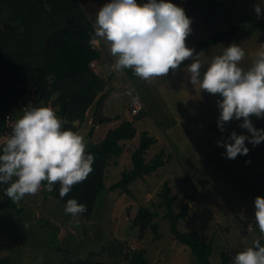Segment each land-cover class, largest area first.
Returning <instances> with one entry per match:
<instances>
[{"label":"rangeland","instance_id":"rangeland-1","mask_svg":"<svg viewBox=\"0 0 264 264\" xmlns=\"http://www.w3.org/2000/svg\"><path fill=\"white\" fill-rule=\"evenodd\" d=\"M44 2L43 21L47 27L55 25L60 15L62 22L65 18L73 23L89 22L94 30L99 9H94L93 3L89 5L85 0ZM171 2L182 7L192 19V32L186 39L189 48H195L198 40L232 25L264 24V16L257 19L254 12L258 0ZM144 3L147 2L141 0L138 4ZM28 9L33 11V8ZM43 21L37 23L36 29L43 26ZM41 30H37L39 37ZM233 43L245 50L239 66L247 69L264 45V29L259 28L251 34L239 32L204 47L197 53L203 68ZM104 48L111 55L106 44ZM113 58L112 62L106 61L107 66L99 75L102 80L99 96L102 98L90 106L87 117L78 126L82 129L78 134L83 136L87 147L89 142L100 141L107 130L97 136L89 133L96 130L101 117L107 115L111 117L108 121L114 122L113 126L123 120L133 121L137 134L122 141L124 150L117 157L118 162L110 159L105 170L107 188L95 202L93 214L90 218L77 216V224L65 213L66 205L42 184L36 195H28L20 201L18 208L24 210L0 208V258L9 256L15 264H75L78 261L79 264H135L130 257L140 251L151 264H201L186 245L172 236L169 219L165 217L167 207L159 194L164 182L169 180L172 193L178 196L173 210L180 211L186 202L190 205L189 215L179 221L180 230H196L203 239L213 240L211 264L221 263L224 250L232 256L227 263L230 264L238 247L243 246L245 250L260 237L255 223V198L264 197V142L253 146L246 141L250 149L248 155L228 159L224 155L226 149L217 142L226 141L232 131L250 134L240 127L243 119L226 124L223 132L219 129L217 100L222 98L219 94L211 95L195 88L190 83L187 65L169 72L166 77L154 78L149 84L125 70H111L115 63ZM138 95L143 98L146 110L133 115L129 106ZM34 97L33 90L23 98L27 106L37 104ZM44 106L59 114V105L54 101ZM22 115L23 110L16 111L15 118L18 120ZM251 119L257 129H264V119L255 116ZM143 130L157 139L147 150L146 159L151 161L164 150L166 163L136 178L130 184V192L111 189V184L121 178L122 171L132 167L131 155L139 145ZM206 172L211 173V180ZM141 206L155 211L153 221L159 224L158 233L151 224H135ZM46 219L51 221L50 229L45 225ZM249 224H253L252 231L248 230Z\"/></svg>","mask_w":264,"mask_h":264},{"label":"clouds","instance_id":"clouds-1","mask_svg":"<svg viewBox=\"0 0 264 264\" xmlns=\"http://www.w3.org/2000/svg\"><path fill=\"white\" fill-rule=\"evenodd\" d=\"M262 8L264 3L258 0L254 7L257 19L264 16ZM191 24L185 10L171 0H148L144 4H138L137 0H111L97 12L89 44L105 43L115 58L111 70L131 69L149 84L154 78L179 70L183 62L191 59L186 69L190 83L222 98L217 100L219 129L223 132L226 124L243 119L240 127L250 134L232 131L226 141L217 142L218 146L226 149L224 155L228 159L248 155L246 141L253 146L264 142V129H257L251 119L253 116L264 119V45L247 69L239 66L246 53L236 43L224 48L222 55L203 68L195 48L186 46ZM65 124L54 109L28 105L13 124L11 134L0 141V184L9 185L5 194L13 203L19 205L26 196L36 195L45 181L48 192L59 182V195L64 198L93 171L94 154L86 153L83 136L65 128ZM72 124L76 127L79 122ZM86 211L87 206L77 199L67 200L65 213L73 220ZM255 223L264 238L261 196L255 198ZM248 230H253L251 224ZM230 264H264L261 239L236 253Z\"/></svg>","mask_w":264,"mask_h":264},{"label":"trees","instance_id":"trees-1","mask_svg":"<svg viewBox=\"0 0 264 264\" xmlns=\"http://www.w3.org/2000/svg\"><path fill=\"white\" fill-rule=\"evenodd\" d=\"M44 1L0 0V136L6 129L8 114L13 110L15 117L16 111L22 110L19 101L30 91L34 90V102L40 106L52 101L58 104V111L67 122L65 127L72 131L76 130L72 121L85 119L87 108L100 92L102 80L90 65L93 59L100 56L99 50L89 44L94 34V30L90 28L91 24L80 21L73 23L67 18L62 22L61 16L58 15L55 25L47 27L43 21ZM29 7L33 8V11L30 12ZM39 21H43V26L36 29ZM6 24L10 25L5 26ZM259 28L264 29V24L259 22L250 26L232 25L225 30H217L212 35L198 40L195 46L196 54L204 47L224 41L239 32L251 34ZM38 29H42L41 37L37 35ZM42 49L44 54L41 61L35 62ZM191 61L189 59L183 62L180 67L188 65ZM125 71L134 76L131 69ZM16 103L18 109L15 110ZM136 134L137 127L134 122L127 119L108 129L100 141L90 142L86 153L95 156L93 171L85 181L74 185L64 198L59 195V182H57L52 191L54 195L65 205L69 199H77L78 203L85 204L87 211L79 216L90 218L95 202L107 188L105 170L110 159L114 158L118 162L117 157L124 150L122 141L134 138ZM156 140V137L150 135L147 130L141 132L139 145L131 155L132 167L122 171L121 178L111 184V189L122 188L130 192V184L136 178L143 177L166 163L163 157L164 150L157 153L151 161L146 159L147 150ZM46 183V181L42 182L43 185ZM8 186L0 184V208H18V205L5 194ZM159 194L167 207L165 217L169 219L173 238L186 245L201 264H211L213 242L204 240L196 230L182 231L179 228V221L189 215V203L186 202L178 212L173 210V203L178 196L172 193L169 180L164 182ZM18 209L24 210L20 207ZM155 215V211L147 206H141L134 222L141 226L151 224L158 233L159 224L153 221ZM50 223L51 221L46 219L45 225L49 229ZM260 239L261 245L264 246V238ZM221 254L220 264H227L230 253L224 250ZM130 258L135 264H151L140 251L133 253ZM0 264H15V261L9 256H4L0 258ZM75 264H79V261Z\"/></svg>","mask_w":264,"mask_h":264},{"label":"crops","instance_id":"crops-1","mask_svg":"<svg viewBox=\"0 0 264 264\" xmlns=\"http://www.w3.org/2000/svg\"><path fill=\"white\" fill-rule=\"evenodd\" d=\"M89 5L91 4V5H93L94 4V9L95 8H97V9H100V7L101 6H103L105 3H109V2H111V0H85ZM144 1H146V2H148V0H144ZM139 2H141V0H137V3H139ZM93 3V4H92ZM94 35V34H93ZM95 49H97V50H99V52H100V56L98 57V58H95V59H93L91 62H90V65H91V68L93 69V71L96 73V74H98V75H100V74H102V71L104 70V67L105 66H107L106 64V61L108 60V61H111L112 60V58H113V56H111V55H109L108 53H107V51L105 50V44H103L102 42L101 43H98L97 45H95V46H93ZM114 59V58H113ZM92 62H94V65H92ZM112 62V61H111ZM110 62V63H111ZM102 97L101 96H99V93L97 94V96L95 97V99H94V102L92 103V104H94L95 102H97V101H99L100 99H101ZM28 104V103H27ZM91 104V105H92ZM90 105V106H91ZM34 106V105H33ZM32 106V107H33ZM90 106L87 108V110H86V114H85V118L87 117V114H88V110H89V108H90ZM38 107H40V104H38ZM23 110V109H22ZM57 115L60 117V118H62L63 120H64V118L62 117V115L59 113H57ZM111 117H109V115H107V116H103V117H101V121H100V123H99V125H97V127H96V130H91L90 131V133H89V135L91 136V135H93V136H97L98 134H102V132L104 131V130H108V129H110V128H112V127H115V126H113V124H114V122L112 121V120H110V121H108L109 119H110ZM105 119H108V120H105ZM118 119H120V118H118ZM130 119H132V118H130ZM85 120V119H84ZM76 121H78L79 122V124H78V126L80 125V123L82 122L80 119H77ZM104 122H107V124H103ZM78 126H76V130L74 131V132H80L82 129H80V127H78ZM104 133V132H103ZM101 140V139H100ZM93 141V140H92ZM93 142H98V141H93ZM90 143V142H89ZM206 175H207V177L211 180V173H205ZM257 239H260V237H258ZM205 240V239H204ZM207 241V240H206ZM210 241H212L213 242V240H210ZM241 251H243V246H241V247H238L237 248V253L238 252H241ZM232 256L230 255V258H231ZM230 260V259H229Z\"/></svg>","mask_w":264,"mask_h":264},{"label":"built area","instance_id":"built-area-1","mask_svg":"<svg viewBox=\"0 0 264 264\" xmlns=\"http://www.w3.org/2000/svg\"><path fill=\"white\" fill-rule=\"evenodd\" d=\"M92 65H94V62H92ZM19 106H21L22 109L27 107V103L25 102V100L23 98L20 99ZM129 107H130V111L132 112L133 115L139 114V113L143 112L144 110H146L145 102L140 95H138V97H136L134 99V101L130 104ZM13 114H14V112L11 110V112L7 116V119H6L7 126H6V129L3 132V134L0 136V141H2L8 135L11 134V128H12L13 124L15 123V121L17 120L13 116ZM251 225L253 227V224H251Z\"/></svg>","mask_w":264,"mask_h":264},{"label":"water","instance_id":"water-1","mask_svg":"<svg viewBox=\"0 0 264 264\" xmlns=\"http://www.w3.org/2000/svg\"><path fill=\"white\" fill-rule=\"evenodd\" d=\"M43 51H44V49L41 50V54L39 55L38 59H35V60H34L35 62L41 61L42 56H43V54H44ZM34 107H38V105L36 104Z\"/></svg>","mask_w":264,"mask_h":264}]
</instances>
